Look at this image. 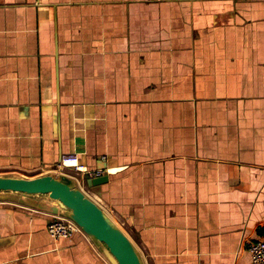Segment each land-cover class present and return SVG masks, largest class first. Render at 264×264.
I'll return each mask as SVG.
<instances>
[{
	"label": "crops",
	"instance_id": "0c3cea01",
	"mask_svg": "<svg viewBox=\"0 0 264 264\" xmlns=\"http://www.w3.org/2000/svg\"><path fill=\"white\" fill-rule=\"evenodd\" d=\"M67 153L105 165L92 199L145 264H250L264 0H0V175L60 174ZM29 200L0 202V264H110Z\"/></svg>",
	"mask_w": 264,
	"mask_h": 264
},
{
	"label": "water",
	"instance_id": "95a60500",
	"mask_svg": "<svg viewBox=\"0 0 264 264\" xmlns=\"http://www.w3.org/2000/svg\"><path fill=\"white\" fill-rule=\"evenodd\" d=\"M107 180L108 175L102 174L85 182L92 188ZM38 196L47 197L53 215L72 220L110 264H145L125 231L69 177L59 173L29 178L0 175V202L24 203Z\"/></svg>",
	"mask_w": 264,
	"mask_h": 264
},
{
	"label": "built area",
	"instance_id": "2783aa9c",
	"mask_svg": "<svg viewBox=\"0 0 264 264\" xmlns=\"http://www.w3.org/2000/svg\"><path fill=\"white\" fill-rule=\"evenodd\" d=\"M57 170H59L61 175L71 178L91 198H93V195L85 181L87 178L92 179L103 174L102 169H88L75 153L64 154L57 166ZM46 229L54 240L67 238L72 233L81 231L72 220L58 214L51 216ZM247 251L250 255V264H264V238L250 242Z\"/></svg>",
	"mask_w": 264,
	"mask_h": 264
},
{
	"label": "rangeland",
	"instance_id": "374dc122",
	"mask_svg": "<svg viewBox=\"0 0 264 264\" xmlns=\"http://www.w3.org/2000/svg\"><path fill=\"white\" fill-rule=\"evenodd\" d=\"M89 190H90V188H89Z\"/></svg>",
	"mask_w": 264,
	"mask_h": 264
}]
</instances>
